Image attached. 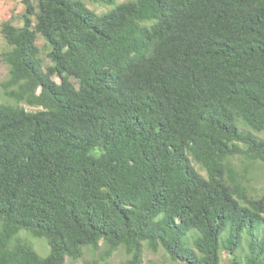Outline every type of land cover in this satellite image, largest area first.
<instances>
[{
	"label": "trees",
	"instance_id": "trees-1",
	"mask_svg": "<svg viewBox=\"0 0 264 264\" xmlns=\"http://www.w3.org/2000/svg\"><path fill=\"white\" fill-rule=\"evenodd\" d=\"M88 1L111 8L22 0L21 25H0V264H64L101 242L124 264L144 245L264 264V195L232 163L264 165V0Z\"/></svg>",
	"mask_w": 264,
	"mask_h": 264
},
{
	"label": "rangeland",
	"instance_id": "rangeland-1",
	"mask_svg": "<svg viewBox=\"0 0 264 264\" xmlns=\"http://www.w3.org/2000/svg\"><path fill=\"white\" fill-rule=\"evenodd\" d=\"M87 7L94 12L100 14L106 12L111 8V6H105L100 3H91L88 0H83ZM130 0H116L117 3L126 2ZM24 11V6L22 4V0H0V25L6 21H12V23L20 26L21 20L20 16ZM37 46L43 48L45 46L44 41L41 38L37 39ZM9 50V46L6 44L5 40L0 35V83L7 79L8 77V67L2 62L1 54L5 51ZM42 56H45L46 49H42ZM56 80V79H55ZM0 103H12L11 100L7 99L2 89L0 88ZM28 111H34L35 108L28 107L26 105H22ZM246 131L250 132V129L244 128ZM257 137L264 139V135L262 133H255ZM232 163L237 167L239 172L243 174L244 180L243 183L248 184V192L250 195L254 197H260L264 195V165L259 162L250 163L244 162L238 158L232 160ZM243 169H246L243 172ZM247 180V182H246ZM20 235L30 243L34 250L41 256L45 257L49 254V246L47 242L42 238H34L26 232L22 231ZM143 255L141 264H179L172 262L169 257L165 254V252L159 249L156 252H152L147 248L146 245L143 247ZM103 254V246L102 242L100 243V247L97 251H92L90 249H84V255L81 259L77 261H71L68 258L65 260L64 264H124L128 259V256L125 254L123 249H118L113 254L106 259H102ZM220 264H230V259L226 256L225 253H221V262Z\"/></svg>",
	"mask_w": 264,
	"mask_h": 264
}]
</instances>
